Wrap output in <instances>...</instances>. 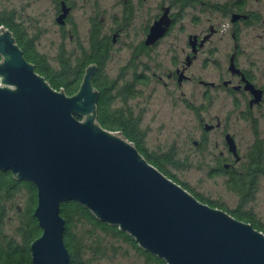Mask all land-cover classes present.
Wrapping results in <instances>:
<instances>
[{"label": "water", "instance_id": "obj_1", "mask_svg": "<svg viewBox=\"0 0 264 264\" xmlns=\"http://www.w3.org/2000/svg\"><path fill=\"white\" fill-rule=\"evenodd\" d=\"M56 16L61 23L66 8ZM161 15L144 44L162 36ZM0 171L31 182L40 233L31 264H67L59 205L75 201L99 221L126 232L166 264H264V233L208 206L146 161L119 131L95 118L94 64L77 90H55L0 28Z\"/></svg>", "mask_w": 264, "mask_h": 264}, {"label": "flooded vegetation", "instance_id": "obj_2", "mask_svg": "<svg viewBox=\"0 0 264 264\" xmlns=\"http://www.w3.org/2000/svg\"><path fill=\"white\" fill-rule=\"evenodd\" d=\"M118 5L121 8L119 20L124 23L130 18L134 5L132 0H118ZM61 6L66 8V14L62 22L57 23L55 18L61 13ZM73 8L71 0H54L53 22L60 36L67 35L69 41L76 32L71 14ZM2 12H7L5 19L8 18L12 27L19 25L22 28L25 37L40 53L33 36L26 35L13 11H0V14ZM161 15L168 19L165 30L153 44L146 46L143 41L149 26ZM119 20L104 30L98 17L89 18L85 44L77 33L74 36L76 44L73 49L76 51L77 48L78 55L71 57V52L65 51L62 46L57 54L68 57L69 68L73 69L76 67L74 59L82 50L91 47L90 52L100 57L99 62L88 63L94 64L91 87L98 97L99 82L105 81L110 97L108 107L113 113L122 115L131 112L128 101L143 93L140 87L147 86L152 79L164 86L169 83L173 89L188 83L189 95L186 96L185 106L193 115L199 133L197 139L191 140V146L203 155L200 160L206 174L224 179V188L235 197L234 207H222L241 217L249 215L256 221L257 218L243 208L254 198L256 186L264 179V166L260 164L264 163V0H161L151 21L142 27V38L131 48L126 63L118 66L116 74L110 77L104 72V65L112 53V43L123 33L124 25ZM0 28L7 29L3 24ZM180 33H184L182 37ZM167 35L173 36L169 42L172 50L169 67L162 72L165 80H162L154 69L137 59L154 49ZM94 39L99 41L97 45L92 42ZM46 61L53 69L59 67L57 58L55 65L47 58ZM159 66L156 65V68ZM85 67L82 71L79 67L70 71L69 78L76 79L81 72L79 85ZM121 91L128 94L123 95ZM137 120L140 128V120ZM235 121L240 122L249 133V144L242 152L240 146L245 139L232 124Z\"/></svg>", "mask_w": 264, "mask_h": 264}, {"label": "rangeland", "instance_id": "obj_3", "mask_svg": "<svg viewBox=\"0 0 264 264\" xmlns=\"http://www.w3.org/2000/svg\"><path fill=\"white\" fill-rule=\"evenodd\" d=\"M71 1L74 6L71 12L73 26L76 30L72 34L71 41L67 39V35L60 36L53 22L54 0H0V11L12 10L17 21L23 25L26 35L33 36L36 49L55 65L59 47L62 46L66 49L65 51L71 52L69 54L71 57L77 54V48L76 51L73 49L76 44L75 33L85 44V29L89 18L98 17L104 30L121 18L118 0ZM159 1L161 0H132L134 6L130 18L124 23L122 19L119 20L124 25L123 33L116 38L115 43H112V53L104 65V72L110 77L116 74L118 66L126 63L131 48L141 40L142 27L151 21ZM94 9L97 10L93 13ZM182 23L185 24V21ZM183 34L180 33L179 36L182 37ZM171 38H173L172 35H167L154 49L145 55H140L137 59L150 69H154L158 75L162 76V80H165L163 70L169 67L172 50L169 45ZM156 65H160L159 68H156ZM140 88L143 93L131 98L128 106L130 113L140 120V128L145 132V149L165 151L172 148L177 156L182 158L187 156L186 163L182 166L169 167L175 178L185 184L190 192L193 191L214 204L227 209L234 207L235 197L224 188V179L208 176L200 160L203 155L191 146V140L197 139L199 133L195 128L193 115L185 106L186 96L189 95L188 83H183L180 88L173 89L169 83L164 86L156 79H152L147 86ZM220 114L223 115V112L221 111ZM232 124L236 126L238 134L240 133L245 139V143L241 144L243 146H240L242 152L244 146L249 144L248 130L244 129L238 121ZM232 130L235 132L234 129ZM253 197L243 209H247L244 210L246 213L252 214L254 218H257L256 221L264 224V179L259 181ZM24 201V191L20 190L3 203L4 216L1 220L0 234L7 239L20 240L18 227L22 225ZM111 242L114 244L113 253L107 250L106 253L97 256L87 251L83 253L85 264H152L147 262L141 253L133 251L129 245L114 239H111Z\"/></svg>", "mask_w": 264, "mask_h": 264}, {"label": "trees", "instance_id": "obj_4", "mask_svg": "<svg viewBox=\"0 0 264 264\" xmlns=\"http://www.w3.org/2000/svg\"><path fill=\"white\" fill-rule=\"evenodd\" d=\"M6 15L7 12L6 14L3 12L0 14V24H3L11 31L16 44L22 51L24 59L31 63L34 71L41 75L49 86L55 90L61 89L66 95H72L78 85L81 72H79L76 79H70V71H73L76 67H79L80 71H82V68L89 62L94 60L97 62L100 61V57H96L90 52V47L88 50H82V53L74 59L76 67L73 69L69 68L70 60L68 57L64 54H57L56 58L58 59L60 68L53 69L49 66L46 58L34 49L31 40L25 37L22 28L19 25L16 28L10 25L8 18L5 19ZM92 42L95 45L99 43L96 39ZM99 83V93L95 103L96 122L106 130L119 131L124 138L132 143L137 152L148 163L190 192L186 185L179 182L169 170V167L177 168L185 164L186 158L188 157L185 156L182 158L177 156L172 148L165 151H147L144 147L145 132L139 128L137 118H133L130 113L127 115L113 113L108 107L110 97L107 84L105 81H100ZM126 88L130 90L128 86ZM121 94L125 95L128 92H122ZM260 164L264 166V163ZM20 190H23L25 194L24 209L22 210V225L18 227L20 240L7 239L4 235L0 234V264H31L28 246L40 233L37 222L32 215L36 202L35 187L29 181L16 180L9 171H0V225L4 216L3 203L11 199ZM190 193L200 202L224 210L237 220L242 219L241 221L249 223L254 229L264 233V224L254 221L252 218H249V215L241 217L239 214L233 213V211L226 210L221 205L214 204L198 196L193 191ZM59 215L64 220L62 241L69 254L67 264H85L83 253L87 251H91L97 256L106 253L107 250L113 253L114 244L111 242V239L119 240L129 245L133 251L141 253L147 262L152 264H166L163 259L139 248L133 238L126 232L119 230L116 226L99 221L88 209L75 201L61 202L59 205Z\"/></svg>", "mask_w": 264, "mask_h": 264}]
</instances>
